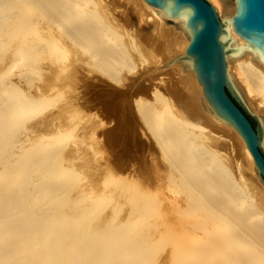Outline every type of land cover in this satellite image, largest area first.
<instances>
[{
	"label": "bare ground",
	"instance_id": "6f19581e",
	"mask_svg": "<svg viewBox=\"0 0 264 264\" xmlns=\"http://www.w3.org/2000/svg\"><path fill=\"white\" fill-rule=\"evenodd\" d=\"M210 1L227 74L264 150V59L233 27L237 0ZM191 38L184 18L146 0H0V264H264V184L245 140L214 114L193 68L158 69ZM58 85L69 91L62 107L35 120ZM71 111L87 114L84 137L97 129L118 147L141 142L145 125L157 161L135 162L143 172L161 159L175 193L155 200L132 172L104 190L131 168L117 151L106 186L85 190L64 163L76 153L65 149Z\"/></svg>",
	"mask_w": 264,
	"mask_h": 264
},
{
	"label": "water",
	"instance_id": "95a60500",
	"mask_svg": "<svg viewBox=\"0 0 264 264\" xmlns=\"http://www.w3.org/2000/svg\"><path fill=\"white\" fill-rule=\"evenodd\" d=\"M173 17L184 18L192 36L185 53H179L161 67L180 63L185 71L195 70L205 96L221 121L231 124L243 137L255 161L254 169L264 184L262 127L257 116L243 103L228 74L223 23L208 0H146ZM233 27L243 38L260 48L264 59V0H237ZM253 119L256 125L251 121Z\"/></svg>",
	"mask_w": 264,
	"mask_h": 264
},
{
	"label": "rangeland",
	"instance_id": "374dc122",
	"mask_svg": "<svg viewBox=\"0 0 264 264\" xmlns=\"http://www.w3.org/2000/svg\"><path fill=\"white\" fill-rule=\"evenodd\" d=\"M209 1V3L210 4H212L214 7H215V4L212 2V1H210V0H208ZM216 8V7H215ZM216 10H217V8H216ZM217 12H218V10H217ZM219 14V13H218ZM153 58H155L154 59V61H156V58H158V56L157 57H153ZM149 60H153L152 58L151 59H149ZM157 60H159V58L157 59ZM148 61V60H147ZM148 62H150V61H148ZM153 62V61H152ZM152 66V65H151ZM148 69V68H147ZM13 72H15V71H13ZM12 72V73H13ZM40 78V79H39ZM37 77V79L35 80L36 82H40V81H42L43 80V78L42 77ZM62 88V89H61ZM65 89V88H64ZM65 91V92H64ZM67 91H68V89L66 88L65 90H63V87H62V85H58L57 86V89H55V90H53L49 95L50 96H48V102H47V105H46V107L45 108H43V109H41V111L38 113V115H36L34 118H35V120H38V117L39 118H42V116L44 117V115L46 116V114L47 115H49V114H51V113H54V112H57V110L60 108V107H62V105H63V102H64V100H65V98L67 97V94L69 95V91H68V93H67ZM67 93V94H66ZM144 96V98H150V99H152L153 97H152V95L151 94H143ZM167 95H169L170 96V94H167ZM70 115H69V117L67 118V123H65V125L69 128L68 129V131H69V133H70V136H69V138L66 140V141H68V142H66V143H69V144H66V151L67 152H69V151H72L71 153L72 154H74L73 153V151L75 152L76 151V153L72 156H69V157H71L70 159H72L71 161L69 160V158L68 159H66L67 161H68V163H67V161L65 160L64 161V163H66L67 165H70V163H72V164H74L73 165V168L76 170V169H79V170H81L80 172H79V170H76L77 171V173L79 174V176H80V179H82L81 178V176H83L84 178H86L87 179V184H85L86 183V181H85V179H82V181H81V184H83L82 186L85 188V186H86V188H87V190H90V187L93 189V190H97V189H99L100 187H101V185H102V187L104 188L105 186H104V182H103V180L105 179V177H106V173L108 172L109 173V169H108V166H107V162H108V156H109V153H113V151H117V155L118 156H121L122 157V155H124L126 158H128V159H126V161L128 162V166L129 167H131V168H128L127 170H124V171H120L121 172V174H118V173H120V172H118V171H114L113 172V178H115L116 179V176L115 175H117V176H122V177H124L125 176V178H126V176L128 177L129 176V174L131 173V175L133 176V177H139V179H142V177H143V182H146V183H148L149 184V188H152V191H149V192H152V195L154 194V196H155V198H153V199H155V200H158L159 199V197L161 196V198H163V197H168V196H170L171 194H174L175 193V191H174V189H172V187H171V185L169 184V183H167V182H165V181H168L169 180V177L167 176V175H164V174H166V172H164L163 170V168H164V166H165V164L162 162V160L160 159L159 160V163H158V165L157 166H154L153 168L154 169H150L149 171H143V172H140L141 170L139 169V166H138V163H136L135 161L137 160V158H136V156L139 154L140 155V157H141V159H146L147 161H148V163L150 162L151 164L155 161H157V156H158V154H157V152L159 151L158 149H156V147L154 148L152 145H151V141L153 140V139H150V137L152 136H150V134L151 133H149V131H148V129H146L147 127L145 126V125H141V124H139L140 122H138V124L136 125V130L138 131V135H139V140L141 139V142H138V143H134V144H132L131 146H128L125 142L123 143V144H121V146H116V144H114V143H106V142H104V140H106L105 138H103V139H101L100 137H104V136H99L97 133V129H95L94 131L95 132H92V133H95V134H91V132H90V135H92V136H90V135H87V133H89V132H87L85 135H86V137H84V133L82 132V127H83V123L88 119V116H87V114L85 115V114H83V113H81L80 115H79V117L76 115L75 116V114H74V112H70L69 113ZM52 115V114H51ZM84 116V118H82L83 119V121H82V119L80 118L81 116ZM82 116V117H83ZM75 117H77V119L75 118ZM33 118V119H34ZM37 118V119H36ZM79 118H80V120H79ZM34 120V121H35ZM76 120H78L77 121V123H76ZM32 122V121H31ZM31 122L29 121V122H27V124L29 125V124H31ZM79 123V124H78ZM80 125L82 126V127H80ZM145 126V127H144ZM138 127V128H137ZM210 126H208V128H209ZM80 128V129H79ZM47 129V131H45ZM80 130V133L82 132L83 134H82V136L84 137V138H86L85 140H83L84 138L81 136V134L79 133V130ZM145 129H146V132H145ZM97 130V131H96ZM40 131H42V133H43V131H45V132H49L50 130H49V128H47V127H42L41 129H40ZM91 131H93V130H91ZM45 134V133H44ZM147 134H149V135H147ZM77 135H78V137H81V138H83L82 140H81V138H78L77 137ZM96 135H98V136H96ZM88 136V137H87ZM90 136V137H89ZM95 136L96 137H99L98 139H95ZM70 137H71V140H70ZM92 137V138H91ZM93 137H94V139H93ZM74 138V139H73ZM153 138V137H152ZM148 140V141H147ZM149 140H151V141H149ZM142 141H144V142H142ZM143 143H145L146 145L145 146H141V144H143ZM149 143V144H148ZM71 144V146L73 145V144H75V146L73 145L71 148H70V145ZM76 144H77V146L78 147H76ZM148 144V145H147ZM73 147H75L76 148V150H72V148ZM77 148H79V149H77ZM113 148V149H112ZM70 149V150H69ZM74 149V148H73ZM139 149H141L140 150V152H139ZM147 149H149L150 151H148ZM112 150V151H111ZM121 150H124L125 152H121ZM126 150H128V151H126ZM134 151H136L137 152V154L134 156ZM70 153V154H71ZM125 153V154H124ZM154 153V154H153ZM77 155V156H76ZM147 155V156H146ZM74 156L75 157H77V158H75L76 160H74L73 158H74ZM73 157V158H72ZM82 157H83V160H82ZM92 157L94 158V160H92ZM149 158H151V159H149ZM82 160V161H81ZM151 160V161H150ZM96 162V163H95ZM97 163H99V164H101V165H99V164H97ZM132 163V164H131ZM72 164L70 165V166H72ZM164 165V166H163ZM134 166V167H133ZM132 167H133V169H132ZM151 167H152V165H151ZM100 168V169H99ZM163 169V170H162ZM129 170V171H128ZM135 170V171H134ZM155 170V171H154ZM102 172V173H101ZM125 172H127L125 175H122V173L124 174ZM150 173V175H149V173ZM151 172H152V174H151ZM99 173H101V174H99ZM134 173H136V174H134ZM146 173H148V174H146ZM81 174V175H80ZM92 174H95V178L93 179V177H92ZM128 174V175H127ZM143 174V175H142ZM109 174H107V176H108ZM130 175V177L132 178V176ZM142 175V176H141ZM152 175L154 176V177H152ZM158 175V176H157ZM104 177V178H103ZM121 177V178H122ZM127 178V179H129V180H127L126 181V179H125V181H126V183L129 181V183H131V184H136V182L134 183V181H139V179H137L136 177H135V179H137V180H133L132 179V181L130 180L131 178ZM153 179H152V178ZM118 178V177H117ZM149 178V179H148ZM164 178V179H163ZM120 179V178H119ZM124 180V179H123ZM151 180V181H150ZM152 180H154V181H152ZM165 180V181H164ZM84 181V182H83ZM118 180L116 179V181H114V183H116ZM121 181H122V179H120V182L118 181V183H116V184H114V183H112V181H111V183L109 182V185H108V187H105L104 188V190H108L110 187V190L114 187V188H116L117 187V185L119 184V183H121ZM124 181V182H125ZM137 181V184L139 183V185L138 186H140L141 187V185L140 184H142L143 182H138ZM83 182V183H82ZM123 182V181H122ZM151 182V183H150ZM170 182V181H169ZM89 183H90V187L88 186L89 185ZM102 183V184H101ZM156 183V184H155ZM95 184H97V185H99V186H95ZM145 184V183H144ZM158 184H160L161 186H162V188L161 189H159L158 188ZM167 184H169V185H167ZM94 186V188H93V186ZM114 185V186H113ZM150 185L151 186H153V187H150ZM89 187V189H88V187ZM113 186V187H112ZM148 187V185H144V189H145V187ZM161 186H159V187H161ZM98 187V188H97ZM101 187V189H99V190H102L103 188ZM142 187H143V184H142ZM142 187H141V189H142ZM146 187V188H147ZM86 188H85V190H86ZM95 188H97V189H95ZM106 188H108V189H106ZM145 189V191H147V193H146V195L148 194V190H151V189ZM163 188L165 189V190H163ZM171 188V189H170ZM141 189H139V190H141ZM167 189V190H166ZM113 190V189H112ZM114 190H120V189H118V188H116V189H114ZM121 190H124L123 188L121 189ZM125 190H128V189H125ZM143 190V189H142ZM173 190V191H172ZM144 191V192H145ZM166 191H168V193H170L169 195L167 194V192ZM174 192V193H173ZM167 195H166V194ZM148 196V195H147ZM147 196H146V198H147ZM116 197V196H115ZM120 197V198H119ZM119 197H116V198H118V199H120L119 200V203L122 201V200H124V202L122 201L121 203H120V207H121V209H123V208H127V205L129 204V203H127L128 201H127V199H125L126 197H123V196H119ZM121 198H123L122 200H121ZM149 199V198H148ZM150 199H152L151 197H150ZM125 201H127L126 203H125ZM123 204H124V206H123ZM120 209V212H119V215H123V212L124 211H122ZM122 211V212H121Z\"/></svg>",
	"mask_w": 264,
	"mask_h": 264
},
{
	"label": "trees",
	"instance_id": "16d2710c",
	"mask_svg": "<svg viewBox=\"0 0 264 264\" xmlns=\"http://www.w3.org/2000/svg\"><path fill=\"white\" fill-rule=\"evenodd\" d=\"M251 121L253 122V124H255L253 119H251Z\"/></svg>",
	"mask_w": 264,
	"mask_h": 264
},
{
	"label": "flooded vegetation",
	"instance_id": "af4514ba",
	"mask_svg": "<svg viewBox=\"0 0 264 264\" xmlns=\"http://www.w3.org/2000/svg\"><path fill=\"white\" fill-rule=\"evenodd\" d=\"M255 125H256V122L254 121Z\"/></svg>",
	"mask_w": 264,
	"mask_h": 264
}]
</instances>
